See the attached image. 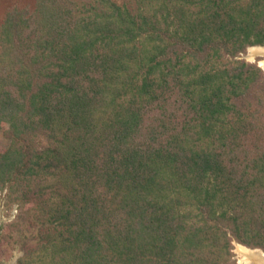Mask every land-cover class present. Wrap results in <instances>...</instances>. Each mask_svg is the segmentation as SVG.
Listing matches in <instances>:
<instances>
[{
	"label": "trees",
	"instance_id": "16d2710c",
	"mask_svg": "<svg viewBox=\"0 0 264 264\" xmlns=\"http://www.w3.org/2000/svg\"><path fill=\"white\" fill-rule=\"evenodd\" d=\"M264 0H35L0 25V203L18 264H238L264 251ZM261 60V59H260ZM7 240V241H8Z\"/></svg>",
	"mask_w": 264,
	"mask_h": 264
},
{
	"label": "rangeland",
	"instance_id": "374dc122",
	"mask_svg": "<svg viewBox=\"0 0 264 264\" xmlns=\"http://www.w3.org/2000/svg\"><path fill=\"white\" fill-rule=\"evenodd\" d=\"M35 0H0V25L4 20V17L8 9L13 5L26 6L34 5ZM250 54V48L248 49L247 54L241 56L242 59H246L249 62L258 63L260 67V61L263 59L261 56H257L256 59L250 60L245 56ZM261 59V60H260ZM264 69V68H263ZM10 142L0 133V150H4L9 146ZM6 191L2 194L5 195ZM18 205H14L11 209L5 206V199L0 203V264H18V260L23 256V251L20 249V246L15 242L14 239H5L3 238L8 232V224L12 222L16 216H18ZM8 240V241H7ZM241 245V244H240ZM250 249V248H248ZM238 247L237 243L234 242V260L238 264H241L239 261V254L237 252ZM263 251V250H262Z\"/></svg>",
	"mask_w": 264,
	"mask_h": 264
},
{
	"label": "bare ground",
	"instance_id": "6f19581e",
	"mask_svg": "<svg viewBox=\"0 0 264 264\" xmlns=\"http://www.w3.org/2000/svg\"><path fill=\"white\" fill-rule=\"evenodd\" d=\"M257 56L263 57L259 63L264 68V47L256 46L250 48L249 59L254 60ZM237 247L241 264H264V254L261 251H254L240 244H237Z\"/></svg>",
	"mask_w": 264,
	"mask_h": 264
},
{
	"label": "water",
	"instance_id": "95a60500",
	"mask_svg": "<svg viewBox=\"0 0 264 264\" xmlns=\"http://www.w3.org/2000/svg\"><path fill=\"white\" fill-rule=\"evenodd\" d=\"M261 47H264V46H261ZM247 59H249V54L245 56ZM238 244V243H237ZM248 248V247H246ZM251 250H254V251H261L263 254H264V251H262L261 249H251Z\"/></svg>",
	"mask_w": 264,
	"mask_h": 264
}]
</instances>
